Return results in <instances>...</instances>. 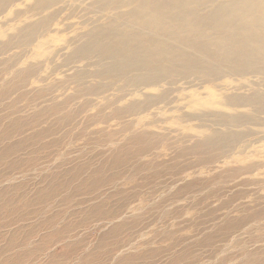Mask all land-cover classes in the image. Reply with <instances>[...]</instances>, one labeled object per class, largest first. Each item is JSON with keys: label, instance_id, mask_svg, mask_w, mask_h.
<instances>
[{"label": "rangeland", "instance_id": "obj_1", "mask_svg": "<svg viewBox=\"0 0 264 264\" xmlns=\"http://www.w3.org/2000/svg\"><path fill=\"white\" fill-rule=\"evenodd\" d=\"M36 45L0 62V264H264L257 118L212 144L208 121L196 126L211 86L159 91L158 119L127 97L105 107L113 84L79 96L92 83L79 73L46 95L25 69Z\"/></svg>", "mask_w": 264, "mask_h": 264}, {"label": "bare ground", "instance_id": "obj_2", "mask_svg": "<svg viewBox=\"0 0 264 264\" xmlns=\"http://www.w3.org/2000/svg\"><path fill=\"white\" fill-rule=\"evenodd\" d=\"M1 33L10 38H0V62L39 44L45 54L25 69L46 95L79 73L83 81L75 85L92 82L76 89L79 96L95 99L113 84L105 107L127 97L132 110L156 115L159 91L206 85L217 91L211 112L224 113L212 118L208 108L196 122L208 121L212 144L248 117L264 125V0H0ZM100 77L110 79L108 86ZM256 133L264 137V126L248 137Z\"/></svg>", "mask_w": 264, "mask_h": 264}]
</instances>
